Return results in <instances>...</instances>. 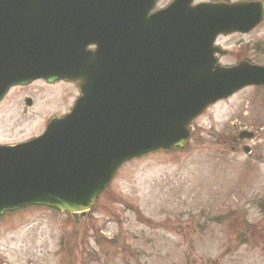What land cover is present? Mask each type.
Wrapping results in <instances>:
<instances>
[{"label":"water","instance_id":"obj_1","mask_svg":"<svg viewBox=\"0 0 264 264\" xmlns=\"http://www.w3.org/2000/svg\"><path fill=\"white\" fill-rule=\"evenodd\" d=\"M191 2L149 14L155 0H0V101L36 79L75 81L81 94L39 137L0 145V215L84 212L124 162L181 147L210 104L264 85V67H220L212 46L220 33L252 30L263 5Z\"/></svg>","mask_w":264,"mask_h":264},{"label":"rangeland","instance_id":"obj_2","mask_svg":"<svg viewBox=\"0 0 264 264\" xmlns=\"http://www.w3.org/2000/svg\"><path fill=\"white\" fill-rule=\"evenodd\" d=\"M257 43H264V20L248 34L220 37L228 51L220 64H236ZM24 95L33 98L32 107L23 105ZM75 96L67 83L14 89L0 105V143L42 134ZM241 129L255 132L243 143L257 155L231 151ZM258 155L264 156V91L248 87L198 117L186 148L125 163L76 226L72 216L44 207L0 216V264H264V160Z\"/></svg>","mask_w":264,"mask_h":264},{"label":"flooded vegetation","instance_id":"obj_3","mask_svg":"<svg viewBox=\"0 0 264 264\" xmlns=\"http://www.w3.org/2000/svg\"><path fill=\"white\" fill-rule=\"evenodd\" d=\"M159 1L160 0H157V3H156V6H155V8L153 9V11L152 12H154V11H157V10H160V9H162V8H165L166 6H168L170 3H171V1H173V0H170L169 2H167V3H164V4H159ZM219 1H226V2H239V1H261L263 4H264V0H193V3L194 4H198V3H203V2H208V3H218L219 4ZM264 20V19H263ZM220 37H222V35L221 36H217V38H216V40H215V45H216V56H217V58H218V62H219V38ZM258 44H252V45H250V47L248 48H246V50L247 51H249V53L250 52H253V53H251L250 55L249 54H247V53H244L243 55H241L242 57H240V58H238L237 59V63L238 62H241V61H248V62H250V63H253V64H257V65H261V66H264V62H262V63H257V62H253L252 60H251V58H255L256 56H258V58H263L264 59V48H262V47H258L257 46ZM261 45V44H260ZM263 45H264V43H263ZM39 81H41L45 86H48V87H52L53 85H55V84H58V83H60V82H63V81H59V82H56V83H53V84H48V83H46L45 81H43V80H39ZM68 85H70L71 87H74L75 88V86H76V84L75 83H73V82H66ZM31 84H33V83H31ZM31 84H29V85H27V86H16V87H13L10 91H9V93L5 96V98L3 99V101L0 103V105L11 95V93H12V91L14 90V89H17V88H27V87H29ZM249 88H254V89H258V90H263L264 91V86H251V87H249ZM76 93H78V88L76 87ZM79 96V95H78ZM77 96V97H78ZM27 98H30V99H32L33 100V98L30 96V95H24L23 96V98H22V101H23V105L25 106V101H26V99ZM77 99V98H76ZM76 99H75V101H76ZM75 101H74V103H75ZM73 103V104H74ZM69 110H71V108L69 109ZM69 110L67 111V112H69ZM22 112H23V110H22ZM67 112H65V113H61V114H58V116H63V115H65ZM233 139V145H237V146H241V145H243V142H241V141H239L238 139H236L235 141H234V138H235V136L234 137H232ZM224 144H227V142L226 141H224ZM234 147H236V146H234ZM237 148V147H236ZM236 148H233V150H237ZM252 155H257V153L255 152V151H253L252 150ZM258 157H259V159L260 160H264V156H262V155H258Z\"/></svg>","mask_w":264,"mask_h":264}]
</instances>
